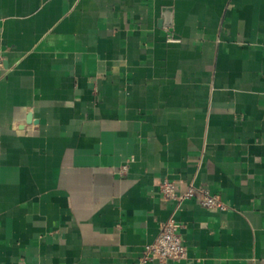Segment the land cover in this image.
Wrapping results in <instances>:
<instances>
[{"label":"crops","instance_id":"1","mask_svg":"<svg viewBox=\"0 0 264 264\" xmlns=\"http://www.w3.org/2000/svg\"><path fill=\"white\" fill-rule=\"evenodd\" d=\"M0 56V264H264V0H0Z\"/></svg>","mask_w":264,"mask_h":264},{"label":"built area","instance_id":"2","mask_svg":"<svg viewBox=\"0 0 264 264\" xmlns=\"http://www.w3.org/2000/svg\"><path fill=\"white\" fill-rule=\"evenodd\" d=\"M172 40L171 37H168ZM3 59L0 56V69L3 68ZM127 167L122 168L126 172ZM159 192L166 201L175 204V211L188 200H196L202 206L224 211L227 206L220 199L219 195L211 193L207 188H197L189 186L187 189L179 191L174 182L165 179L159 185ZM181 225L171 216L160 227L159 234L155 241L145 246L139 264H150L155 261L164 262L168 260L182 261L187 257V247L180 233Z\"/></svg>","mask_w":264,"mask_h":264},{"label":"water","instance_id":"3","mask_svg":"<svg viewBox=\"0 0 264 264\" xmlns=\"http://www.w3.org/2000/svg\"><path fill=\"white\" fill-rule=\"evenodd\" d=\"M34 122V119H33V115L30 113L28 114V116L26 117V123L27 124H32ZM22 128V127H21Z\"/></svg>","mask_w":264,"mask_h":264}]
</instances>
